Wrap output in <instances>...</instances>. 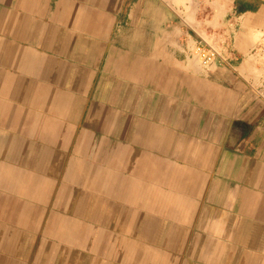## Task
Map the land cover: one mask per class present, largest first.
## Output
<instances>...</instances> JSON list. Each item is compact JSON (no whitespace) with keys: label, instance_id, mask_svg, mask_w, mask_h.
Masks as SVG:
<instances>
[{"label":"crops","instance_id":"crops-1","mask_svg":"<svg viewBox=\"0 0 264 264\" xmlns=\"http://www.w3.org/2000/svg\"><path fill=\"white\" fill-rule=\"evenodd\" d=\"M262 33L264 0H0V264H264Z\"/></svg>","mask_w":264,"mask_h":264},{"label":"built area","instance_id":"built-area-1","mask_svg":"<svg viewBox=\"0 0 264 264\" xmlns=\"http://www.w3.org/2000/svg\"><path fill=\"white\" fill-rule=\"evenodd\" d=\"M192 1L201 2L203 0ZM170 10L184 23L187 30H189L193 37L196 38L192 46V52L193 55L197 57L200 65L208 67L218 62L228 64L229 58L227 54L217 46L208 32H201L195 25L186 22L183 16L178 14V11L181 9L170 7ZM252 56L255 66L264 72V33H262L257 39L252 50ZM260 81H264V73L260 75ZM259 94L261 93L259 92Z\"/></svg>","mask_w":264,"mask_h":264}]
</instances>
